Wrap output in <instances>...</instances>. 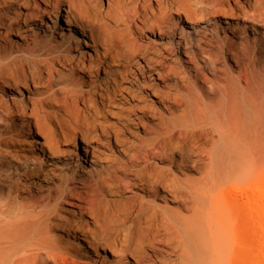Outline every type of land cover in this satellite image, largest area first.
<instances>
[{
	"label": "bare ground",
	"instance_id": "bare-ground-1",
	"mask_svg": "<svg viewBox=\"0 0 264 264\" xmlns=\"http://www.w3.org/2000/svg\"><path fill=\"white\" fill-rule=\"evenodd\" d=\"M246 221L264 0H0V264H247Z\"/></svg>",
	"mask_w": 264,
	"mask_h": 264
},
{
	"label": "rangeland",
	"instance_id": "rangeland-1",
	"mask_svg": "<svg viewBox=\"0 0 264 264\" xmlns=\"http://www.w3.org/2000/svg\"><path fill=\"white\" fill-rule=\"evenodd\" d=\"M149 100H150V102L153 103L156 107L158 106L157 103H156V100H155V98H154L153 96L150 95V96H149ZM148 122H149V124L152 125V123H151L150 121H148ZM246 224H248V225H246ZM244 225H246V227L249 228L250 230L247 229V228H244V229H246V230H243V233H242L244 237H245V236L248 237V238L245 237V238H247V240H248V241H247V242H248V245H247V247L241 252V255H242V253L244 254L243 256H241V257H242L241 259H242L243 261L249 262V263H247V264H252L253 262H254V264H256V259H258V257H261V256H262L261 254H263V253H259V252H260V251H261V252L264 251V250H263L264 248L261 247L262 244L264 243V239H263L264 237H263L262 235H260V236H262L263 238H261V237L259 238V237H258V236H259V235H258L259 232L253 231V232H255V234L258 233V234H256L257 238H259L260 240L263 239V241L261 240L260 243H259L260 240H258L257 243H259V244L261 245L260 248H262V249H260V248L258 249V247H259L258 245H259V244H256L257 238H256V237H255V238H254V237H251V236H253V234L251 233V231H252V227L249 226V223H248L247 221H246V223H244ZM262 226H264V223L262 224ZM260 229L263 230L264 228L262 227V228H260ZM262 230H260V234H261V232L263 233L264 230H263V231H262ZM248 231H249V232H248ZM245 232H246V233H245ZM247 233H249L250 236L247 235ZM250 233H251L252 235H251ZM255 234H254V236H255ZM251 238L254 239V240L256 239V240H255V241L253 240V243H252V242H250ZM245 240H246V239H245ZM251 243H252V244H251ZM253 244H254V246H252ZM255 244H256L258 247L255 246ZM250 248H251V249H250ZM246 250H247V251H246ZM256 250H257V252H256ZM259 250H260V251H259ZM249 251H250V252H249ZM258 251H259V252H258ZM255 253H257L256 255H258L257 257H254V254H255ZM248 255H249V256H248ZM260 255H261V256H260ZM263 255H264V254H263ZM248 257H249V258H248ZM250 257H251V258H250ZM253 258H254V259L256 258V259L254 260ZM261 258L264 259V256H262ZM261 258H260V259H261ZM250 260H251V261H250ZM260 261H261V260H260ZM260 261H259V259H258V262H259L258 264H261ZM263 261H264V260H262L261 262H263ZM241 262H242V261L240 260V261H239V264H241ZM236 264H238V263H236ZM262 264H264V263H262Z\"/></svg>",
	"mask_w": 264,
	"mask_h": 264
}]
</instances>
